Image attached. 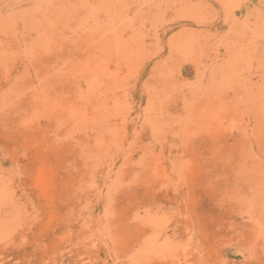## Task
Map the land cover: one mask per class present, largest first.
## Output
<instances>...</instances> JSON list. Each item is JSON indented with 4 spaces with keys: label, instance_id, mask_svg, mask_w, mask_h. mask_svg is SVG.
Segmentation results:
<instances>
[{
    "label": "rangeland",
    "instance_id": "rangeland-1",
    "mask_svg": "<svg viewBox=\"0 0 264 264\" xmlns=\"http://www.w3.org/2000/svg\"><path fill=\"white\" fill-rule=\"evenodd\" d=\"M0 264H264V0H0Z\"/></svg>",
    "mask_w": 264,
    "mask_h": 264
}]
</instances>
